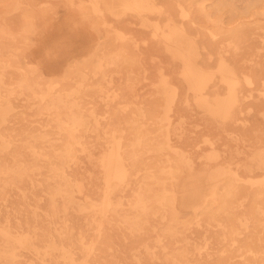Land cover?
<instances>
[{"label": "rangeland", "instance_id": "obj_1", "mask_svg": "<svg viewBox=\"0 0 264 264\" xmlns=\"http://www.w3.org/2000/svg\"><path fill=\"white\" fill-rule=\"evenodd\" d=\"M152 4L151 0H0V156L32 150L90 152L86 170H73L85 179L75 203L82 205L89 197L101 208L107 201L103 156L119 149L130 153L129 177L115 184L108 200L113 208L105 216L91 213L92 234L96 236L98 224L104 225L97 257L109 264H139L136 256L147 264L142 244L129 232V222L138 215L132 203L137 193H149L145 185L153 188L151 198L161 192L169 160L178 170L167 183V196L180 219L175 222L177 235L160 233L166 246H205L212 231L197 225L195 213L204 207L209 190L227 180L246 186L264 178V90L252 93L258 99L255 103L243 87L233 120L213 112L215 95L227 96V88H212L206 96L208 106L200 105L201 98L181 74L182 62L167 49L170 32L163 33L164 16L150 12ZM155 25L162 28L159 34ZM262 43L264 53V35ZM237 208L233 225L240 233L238 243H225L232 264L248 260L243 246L249 243L250 210L262 217L259 207L251 209L249 202L241 200ZM5 212L0 202V213ZM156 223L161 228L170 224L162 219ZM30 237L1 234L0 242L3 238L14 244L23 261H16L0 244V264H43ZM144 242L163 256L155 241ZM46 247L42 252L47 257L56 254L64 264L76 254L82 259L88 256L87 251L62 248L54 239ZM230 261L211 250L195 263ZM160 263L162 259L155 262Z\"/></svg>", "mask_w": 264, "mask_h": 264}, {"label": "bare ground", "instance_id": "obj_2", "mask_svg": "<svg viewBox=\"0 0 264 264\" xmlns=\"http://www.w3.org/2000/svg\"><path fill=\"white\" fill-rule=\"evenodd\" d=\"M151 2L153 4L149 11L164 16L165 20V28L162 30L155 25V30L158 34L161 30L164 34L170 32L166 40L167 49L182 62L181 74L188 88L201 98L199 104L208 106L206 96L212 93L209 92L212 88H227V96L215 95L217 108L213 112L226 121L233 120V111L239 106L243 87H247L250 92L248 98H253L254 91L264 90V53L261 47L264 35V0ZM83 17L92 20L90 16ZM104 26L107 27L106 24ZM160 75L164 76L162 72ZM51 89L55 90L56 86ZM253 101L256 103L258 99L253 98ZM143 143L144 139H140L139 144L143 146ZM116 145L123 147L120 143ZM129 155V152L119 149L103 156L102 167H107V201H104L101 208L92 204L89 197L82 205L75 203V193L82 192L85 179L75 175L73 170H86L91 158L90 152L32 150L9 153L4 158L0 156V202L4 203L6 211L4 214L0 213V237L3 233L32 235L30 238L35 242L37 256L43 264H64V260L58 255L47 257L42 252V247H48L51 239L59 242L62 248H74L76 253L80 250L88 252L87 259L76 254L69 261L70 264H109L106 258L100 260L97 257V249L103 241L104 225L103 222L98 224L94 230L96 236L92 234L91 213L93 210L100 211L105 216L106 211L113 208L108 200L115 184L124 183L129 177L126 168V162L131 159ZM177 170V164L169 160L163 170L166 183L162 184L161 192H155L151 198L149 193L153 188L145 185L144 188L149 193H137L132 203L138 215L135 222H129V232L136 236V242L142 244L147 264H155L161 259L160 264H197L196 260L203 257L205 251L211 250L218 256H229L231 261L228 264H232L234 259L225 243L231 242L232 246L238 243L236 238L240 233L233 225V220L237 216V204L241 200L249 202L251 209L259 207L262 212L260 219L256 218L252 210L248 215L249 243L243 246V251L249 257L242 264H264V178L246 186L237 180H227L209 190L204 207L195 213L197 225L212 231L205 246L186 248L173 243L166 246L160 233L178 234L175 222H178L180 216L174 201L167 196V183L175 178ZM150 172L152 173V169ZM13 196L15 201L12 200ZM160 219L170 224L161 228L156 223ZM151 234L156 235L155 238L141 237H150ZM144 240L155 241L163 256L154 252ZM0 244L13 253L16 261H23L21 254L15 252L14 244L5 242L3 238ZM109 249L111 252V248ZM136 259L139 264L142 263L141 257L136 256Z\"/></svg>", "mask_w": 264, "mask_h": 264}]
</instances>
